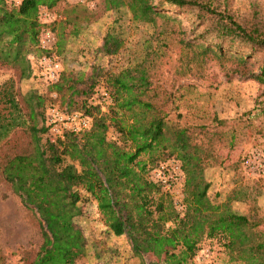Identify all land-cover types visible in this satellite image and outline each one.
<instances>
[{"label":"trees","instance_id":"trees-1","mask_svg":"<svg viewBox=\"0 0 264 264\" xmlns=\"http://www.w3.org/2000/svg\"><path fill=\"white\" fill-rule=\"evenodd\" d=\"M58 1L21 0L12 6L0 0V65L11 67L18 79L31 76L30 55L50 53L41 51L37 40L52 22L40 23L37 12ZM243 2L246 7L240 11L234 0H124L133 20L175 34L182 62L183 52L187 62L215 60L222 67L228 62L231 74L264 85V0ZM151 40L155 43L145 41L143 59L131 66L116 72L91 67L85 76L60 71L48 83V91L62 98L66 110L90 118L88 129L64 132L53 141L45 137V97L29 89L19 104L13 80L0 85V130L17 127L27 139L21 153L4 158L1 175L37 219L41 241L31 264H76L83 254L84 237L74 218L81 213L76 188L85 179L91 183L84 190L96 201L102 223L113 235L125 237L139 264H153L145 260L147 253L162 254V264H195L204 239L220 243L230 261L264 264V236L254 228L258 220L236 213L231 196L216 203L208 198L204 166L213 141L178 122L183 84L162 87L151 70L160 53L172 46L163 39ZM120 44L110 36L100 51L115 54ZM98 88L110 99L103 111L93 101ZM109 127L116 138H106ZM198 128L208 134L204 124ZM155 151L159 155L152 157ZM171 157L182 172L179 210L168 192L149 178L157 160ZM66 158L76 160L78 168Z\"/></svg>","mask_w":264,"mask_h":264},{"label":"rangeland","instance_id":"rangeland-1","mask_svg":"<svg viewBox=\"0 0 264 264\" xmlns=\"http://www.w3.org/2000/svg\"><path fill=\"white\" fill-rule=\"evenodd\" d=\"M234 5L240 11L246 7L243 0H234ZM44 9V6L38 8L37 18L42 20ZM47 10L54 18L48 25L52 26L54 35L50 52L58 59L61 73L85 76L91 67L116 72L143 59L145 41L154 44L151 39L155 37L169 42L172 48L162 51L163 56L160 55L152 66L153 79L169 89L183 84L178 90L183 91L177 110L180 112L178 122L195 136L209 137L213 141L212 156L204 166V177L209 183L208 198L216 203L231 196V208L236 213L255 217L258 224L254 228L264 236V175L249 173L241 165L242 157L251 150L264 152V85L231 74L228 62L223 63L224 67L215 60L187 62L184 52L182 62L180 48L174 46L175 34L161 33L159 26L133 20L124 0H87L84 4L60 0ZM110 36L119 39L121 44L115 54L105 55L100 47ZM32 56L29 58L32 73L27 79H18L11 67L0 65V85L11 78L19 104L21 94L34 89L45 97L44 107L52 104L66 109L62 98L48 91V84L35 70L37 55ZM93 101L100 103L103 111L110 99L98 88ZM171 118L176 119L174 113ZM199 124H204L208 134L199 132ZM117 135L111 127L107 129L106 138ZM26 147L27 139L21 129L0 130V264H31L41 241L35 215L21 205L1 175L4 158L21 153ZM158 155L155 151L151 156ZM140 158L146 160L147 155ZM157 161L152 168L162 162ZM66 162L77 167L76 160L66 158ZM89 183L91 181L85 179L76 188L81 198L77 202L81 213L74 219L85 242L76 264H139V258L130 252L125 237L113 235L102 223L96 201L84 190ZM181 183L180 180L174 184L168 192L179 205ZM144 257L153 264H162V254L147 253ZM193 260L195 264H242L230 261L224 247L214 239L201 240Z\"/></svg>","mask_w":264,"mask_h":264},{"label":"built area","instance_id":"built-area-1","mask_svg":"<svg viewBox=\"0 0 264 264\" xmlns=\"http://www.w3.org/2000/svg\"><path fill=\"white\" fill-rule=\"evenodd\" d=\"M70 4H84L87 0H63ZM12 6H17L21 0H5ZM47 8L43 10L42 20L38 17L40 23H50L53 16L48 12ZM54 44V35L48 27H44L37 40V47L42 51L50 50ZM29 58H33L32 55ZM35 70L45 83L55 81L61 71L58 59L51 54L41 53L34 59ZM43 125L45 128V137L53 141L61 138L64 132H80L86 130L90 126V118L79 111L66 110L56 105L46 106L43 110ZM241 165L247 172L257 175H264V152L260 149H253L245 154L241 159ZM182 177L180 163L175 158H167L158 163L149 171L151 181L161 185V189L170 192L174 184H177ZM175 207L179 210L181 207L178 203Z\"/></svg>","mask_w":264,"mask_h":264}]
</instances>
